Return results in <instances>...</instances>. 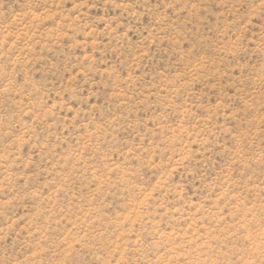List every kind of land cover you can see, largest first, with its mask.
I'll return each instance as SVG.
<instances>
[{"label":"rangeland","instance_id":"rangeland-1","mask_svg":"<svg viewBox=\"0 0 264 264\" xmlns=\"http://www.w3.org/2000/svg\"><path fill=\"white\" fill-rule=\"evenodd\" d=\"M0 264H264V0H0Z\"/></svg>","mask_w":264,"mask_h":264}]
</instances>
